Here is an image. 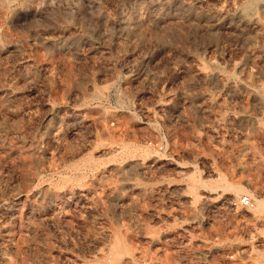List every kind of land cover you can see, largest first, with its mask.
<instances>
[{"label":"rangeland","instance_id":"obj_1","mask_svg":"<svg viewBox=\"0 0 264 264\" xmlns=\"http://www.w3.org/2000/svg\"><path fill=\"white\" fill-rule=\"evenodd\" d=\"M5 256L264 264V0H0Z\"/></svg>","mask_w":264,"mask_h":264},{"label":"bare ground","instance_id":"obj_2","mask_svg":"<svg viewBox=\"0 0 264 264\" xmlns=\"http://www.w3.org/2000/svg\"><path fill=\"white\" fill-rule=\"evenodd\" d=\"M172 16V15H171ZM170 16V17H171ZM181 16V15H180ZM170 17H169V19H170ZM173 18H176V19H179V17L177 16V15H173ZM163 19H165L164 17H161V15L160 16H158L157 14L156 15H150L149 17H148V20L149 21H151V22H155V23H162V24H164V26H165V23H167V22H169L170 20H175V19H170L169 21H168V19H167V22H164V21H161V20H163ZM181 19V18H180ZM196 20V19H195ZM172 21H170L169 23L172 25ZM180 21V20H179ZM184 21V20H183ZM176 23H177V21H175ZM181 22V21H180ZM176 23H174L173 22V24H176ZM168 24V23H167ZM166 24V25H167ZM178 24V23H177ZM170 25V26H171ZM231 189L232 190H234V191H238V188L236 187V186H232L231 187ZM110 253H112V256H113V259H114V263H117V261H119L118 260V258H119V252H118V250H113V251H111ZM111 255V254H110ZM4 259V261H5V263H7V264H9V259H8V257L7 256H5V257H3Z\"/></svg>","mask_w":264,"mask_h":264},{"label":"built area","instance_id":"obj_3","mask_svg":"<svg viewBox=\"0 0 264 264\" xmlns=\"http://www.w3.org/2000/svg\"><path fill=\"white\" fill-rule=\"evenodd\" d=\"M238 202L243 207L252 206V199L249 195H242L239 197Z\"/></svg>","mask_w":264,"mask_h":264}]
</instances>
